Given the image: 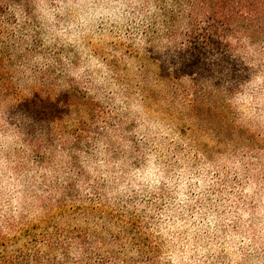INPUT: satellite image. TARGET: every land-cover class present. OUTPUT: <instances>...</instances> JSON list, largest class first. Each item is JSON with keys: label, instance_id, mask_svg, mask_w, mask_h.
<instances>
[{"label": "rangeland", "instance_id": "obj_1", "mask_svg": "<svg viewBox=\"0 0 264 264\" xmlns=\"http://www.w3.org/2000/svg\"><path fill=\"white\" fill-rule=\"evenodd\" d=\"M28 1L38 50L0 105V127L27 118L0 151V264L102 228L122 261L149 264L143 247L154 264H264V69L249 80L223 57L151 43L142 0ZM86 62V80L68 75ZM225 66L244 82L227 101L212 84L229 87Z\"/></svg>", "mask_w": 264, "mask_h": 264}, {"label": "trees", "instance_id": "obj_2", "mask_svg": "<svg viewBox=\"0 0 264 264\" xmlns=\"http://www.w3.org/2000/svg\"><path fill=\"white\" fill-rule=\"evenodd\" d=\"M148 9H153L150 23V42H166L187 54L223 57L232 68L240 67L239 73L255 76L264 69V0H142ZM18 8L25 15V22L16 25V16L10 8ZM28 0H1L0 3V105L8 104L16 89L20 69L28 66L38 50V28ZM15 27L16 29H14ZM159 29H162L160 32ZM149 52L156 46L152 44ZM224 83L213 82L217 93L227 101L236 91L244 88L241 75L225 66ZM242 70V71H241ZM34 78L46 83L50 70H32ZM230 72V73H229ZM230 74V75H229ZM243 74V75H244ZM233 76V78L231 77ZM234 79L233 82L230 81ZM232 82V83H231ZM231 83V84H230ZM231 86H230V85ZM34 93H36L34 91ZM17 94V93H16ZM23 98L18 97V101ZM70 189V188H69ZM70 191V190H69ZM69 193V192H68ZM104 228L101 232L77 231L69 234L61 244H48L49 254L45 261L38 252L12 257L1 254V264H137L134 260H121L126 246L120 235L111 234ZM110 235V234H109ZM113 235V236H112ZM134 241L139 242L138 238ZM109 244L118 245L116 252L103 249ZM78 253L71 258V247ZM140 257L154 264L143 247ZM45 259V258H44Z\"/></svg>", "mask_w": 264, "mask_h": 264}, {"label": "clouds", "instance_id": "obj_3", "mask_svg": "<svg viewBox=\"0 0 264 264\" xmlns=\"http://www.w3.org/2000/svg\"><path fill=\"white\" fill-rule=\"evenodd\" d=\"M92 70L90 63H84L81 66L68 69V75L75 77L77 80H86L87 74ZM246 94L242 91L233 97L232 102L239 106L246 103V99H242ZM14 123L9 122L8 127H0V151L6 152L16 141L18 125H23L27 118L22 115H17L12 118ZM4 166L8 167L7 160L4 161Z\"/></svg>", "mask_w": 264, "mask_h": 264}]
</instances>
